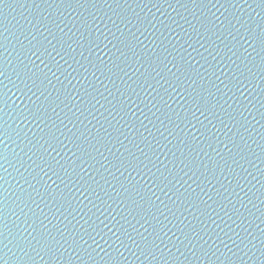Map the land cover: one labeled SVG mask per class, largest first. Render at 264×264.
Segmentation results:
<instances>
[{"label": "water", "instance_id": "95a60500", "mask_svg": "<svg viewBox=\"0 0 264 264\" xmlns=\"http://www.w3.org/2000/svg\"><path fill=\"white\" fill-rule=\"evenodd\" d=\"M0 264H264V0H0Z\"/></svg>", "mask_w": 264, "mask_h": 264}]
</instances>
